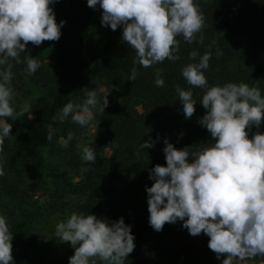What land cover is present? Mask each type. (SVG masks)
<instances>
[{
	"label": "trees",
	"instance_id": "obj_1",
	"mask_svg": "<svg viewBox=\"0 0 264 264\" xmlns=\"http://www.w3.org/2000/svg\"><path fill=\"white\" fill-rule=\"evenodd\" d=\"M196 2L204 17L201 32L192 43L176 37L178 60L165 59L148 68L133 64L135 50L121 40V26L113 31L101 25L99 7L93 10L87 0H58L51 5L56 22L65 21L60 38L39 46L28 42L25 48L40 67L27 75L24 53L20 64L12 61V89L21 93L18 84L28 82L40 93L29 98V112L4 118L12 127L11 137L0 145V167L4 169L0 215L7 217L12 234V264H68L72 247L48 260L41 255L33 259L36 226L48 216L73 212L110 220L123 217L132 226L135 247L123 264H221L195 252L184 237L187 229L181 221L165 223L159 232L148 224L145 187L153 182L148 178L151 168L166 164L164 138L177 149L212 139L197 122L206 112L199 104L205 90L188 85L181 75V68L192 62L189 53L211 52L204 70L209 85L244 82L257 86L264 96V0ZM134 66L137 78L130 81ZM157 69L164 79L162 87L154 84ZM177 85L191 88L197 103L188 119L175 91ZM84 88L97 93L89 124L81 127L70 118L53 122L52 116L64 104L85 99ZM106 93L109 103L103 110L99 101ZM23 105L13 108L14 113ZM49 124L51 140L47 139ZM69 131L73 139L65 146ZM252 131L264 132V120ZM149 137L156 143L143 150L140 144ZM82 145L94 150L95 163L82 160ZM37 194L45 196L43 209L32 201ZM246 259L248 264H264V255Z\"/></svg>",
	"mask_w": 264,
	"mask_h": 264
},
{
	"label": "clouds",
	"instance_id": "obj_2",
	"mask_svg": "<svg viewBox=\"0 0 264 264\" xmlns=\"http://www.w3.org/2000/svg\"><path fill=\"white\" fill-rule=\"evenodd\" d=\"M58 0H0V145L10 138L11 123L6 117L29 112L25 103L19 112L11 106L13 89L12 61L20 64L24 53L25 73L32 75L40 67L36 58L25 51L31 42L39 46L42 41H56L61 36L64 20H55L51 5ZM87 6L102 9L101 25L113 31L122 27L121 40L135 50L133 64L143 68L162 63L165 59L176 61L179 42L177 36L192 43L201 32L204 17L196 0H87ZM217 51V55H219ZM198 58V59H197ZM211 52L189 53V62L181 68L188 85L203 88L199 104L206 110L198 119L211 140L177 149L164 138L162 149L165 165L156 164L149 171L153 181L145 187L147 193L148 224L161 231L165 223L178 220L188 233L196 236L203 232L208 248L217 259L226 254L221 264H232L233 258L245 260L264 255V132L258 130L264 120V96L255 85L225 82L209 85L204 75ZM154 84L164 85L161 70H156ZM134 66L128 80L135 81ZM87 89L85 99L64 104L52 116L62 123L65 119L84 127L94 118L97 93ZM182 104L185 119L195 109L191 88H175ZM108 93L99 103L108 106ZM52 125H48L47 139H52ZM251 133V138L249 134ZM73 139L69 131L65 146ZM159 139V137H157ZM156 141L149 137L140 147H154ZM82 160L95 163L94 150L82 145ZM87 171V168L84 169ZM4 169L0 167V176ZM131 225L123 217L110 220L95 214L73 212L55 225L54 236L69 242L74 254L68 264H123L134 247ZM12 234L7 217L0 215V264H12Z\"/></svg>",
	"mask_w": 264,
	"mask_h": 264
},
{
	"label": "rangeland",
	"instance_id": "obj_3",
	"mask_svg": "<svg viewBox=\"0 0 264 264\" xmlns=\"http://www.w3.org/2000/svg\"><path fill=\"white\" fill-rule=\"evenodd\" d=\"M22 89L21 93L13 90L11 106L16 108L17 106L28 103L29 98L38 97L39 91L32 86L30 83L25 82L24 84H18ZM95 126H92L89 132V135L92 136ZM35 202L36 206L40 207V209L45 208V196L41 194H37L32 199ZM69 216L68 215H54L48 216L47 220L41 221L37 224V240L34 248L35 257L34 260L41 255L43 260H48L50 258H54L55 256L65 254L70 246L69 242H61L58 238L54 236L55 225L58 222L65 221ZM185 239L187 243L191 245L195 249V252L200 254L201 258L206 259L207 256L209 258H214L216 261H222L226 258L225 255H221L220 259L216 258L215 253L210 250L207 246L208 237L201 232V234L192 236L188 233L185 234ZM199 256V255H198ZM47 258V259H46ZM96 264H101V262L96 260ZM232 264H248V260H240L238 258H233Z\"/></svg>",
	"mask_w": 264,
	"mask_h": 264
}]
</instances>
